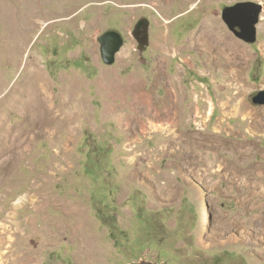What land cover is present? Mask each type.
Returning <instances> with one entry per match:
<instances>
[{"label":"rangeland","instance_id":"374dc122","mask_svg":"<svg viewBox=\"0 0 264 264\" xmlns=\"http://www.w3.org/2000/svg\"><path fill=\"white\" fill-rule=\"evenodd\" d=\"M239 1L262 5L253 43L221 17ZM262 88L264 0H0V264H264ZM170 90L177 116L138 113Z\"/></svg>","mask_w":264,"mask_h":264},{"label":"water","instance_id":"95a60500","mask_svg":"<svg viewBox=\"0 0 264 264\" xmlns=\"http://www.w3.org/2000/svg\"><path fill=\"white\" fill-rule=\"evenodd\" d=\"M262 11V5L254 1H239L232 5L224 6L221 17L235 36L247 43H253L257 37V23ZM150 20L143 16L134 24L131 34L137 41V49L142 53L149 44ZM142 33V34H141ZM99 50L102 62L111 65L115 62L116 54L123 46L124 37L120 31L110 28L104 30L98 37ZM254 104H264V88L258 90L251 97ZM129 264H156L141 261Z\"/></svg>","mask_w":264,"mask_h":264},{"label":"bare ground","instance_id":"6f19581e","mask_svg":"<svg viewBox=\"0 0 264 264\" xmlns=\"http://www.w3.org/2000/svg\"><path fill=\"white\" fill-rule=\"evenodd\" d=\"M195 44H200L199 46H201L202 44L204 43H208V45H211V43L215 42L213 39L209 38L207 35H205L203 32H200L196 35V38H195ZM217 42V41H216ZM39 88V87H37ZM28 90V89H27ZM30 90V89H29ZM28 90V91H29ZM42 91V90H41ZM38 92V91H37ZM35 92V90H32V91H29L27 92V98H25V100H23L24 102V110L26 111H31L33 112L36 117L38 118H41L44 111L42 110V100L40 98V95ZM169 94L167 95L166 99L164 100V103L162 105V107H160L159 109L158 108H154V107H151L150 103L147 101V100H140V102L136 101V102H133L135 105L140 103L142 105H139V109H138V113L147 117V118H151V119H154V116L155 117H164V116H177V108H176V99H174V97H177L176 95V92H173V91H169L168 92ZM26 94V93H25ZM17 98V97H16ZM16 104V103H15ZM211 107V105H210ZM44 108V107H43ZM221 108L223 110V112L225 114H229L230 111H236L240 108V103L239 102H234V103H231L230 102V99H228L227 101L225 102H222L221 103ZM148 110V111H147ZM32 114V113H31ZM45 114V113H44ZM33 115V114H32ZM154 115V116H153ZM151 116V117H150ZM255 124V123H254ZM259 128L263 129L264 130V117L262 118H259L257 121H256V124ZM167 126V125H166ZM254 126V125H253ZM156 128L157 127H162L163 126H155ZM176 134V133H175ZM193 141V140H192ZM203 145H200V143H197L196 144H193L192 143V147H201ZM206 146V145H205ZM212 146V145H211ZM215 146V145H214ZM215 148V147H214ZM195 149V148H194ZM230 149V148H229ZM241 150V149H240ZM238 152V151H237ZM200 153V152H199ZM245 159V158H244ZM208 162V161H207ZM209 163V162H208ZM229 167H230V164H227ZM237 165V164H236ZM254 166V163L253 165H249V167L252 169V167ZM237 167V166H236ZM231 169H233L234 167L231 166L230 167ZM246 169V168H245ZM238 170H240V167L238 168ZM249 170V169H248ZM262 171V170H261ZM240 172V171H239ZM249 172V171H247ZM245 174V173H244ZM243 176V175H242ZM262 177H264V168H263V173L261 175ZM245 177V176H243ZM261 179V178H259ZM253 180V179H252ZM262 181H264L263 179H261ZM263 185V184H262ZM264 189V187H262ZM261 189V188H260ZM2 245V244H0ZM12 254V253H11Z\"/></svg>","mask_w":264,"mask_h":264},{"label":"crops","instance_id":"0c3cea01","mask_svg":"<svg viewBox=\"0 0 264 264\" xmlns=\"http://www.w3.org/2000/svg\"><path fill=\"white\" fill-rule=\"evenodd\" d=\"M206 164L208 165L209 163L206 161Z\"/></svg>","mask_w":264,"mask_h":264},{"label":"flooded vegetation","instance_id":"af4514ba","mask_svg":"<svg viewBox=\"0 0 264 264\" xmlns=\"http://www.w3.org/2000/svg\"><path fill=\"white\" fill-rule=\"evenodd\" d=\"M142 34V33H141Z\"/></svg>","mask_w":264,"mask_h":264}]
</instances>
